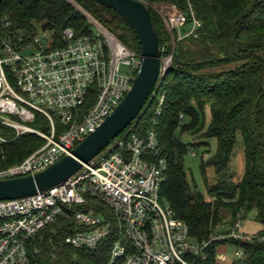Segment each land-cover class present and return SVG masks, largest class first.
<instances>
[{
	"label": "built area",
	"instance_id": "obj_1",
	"mask_svg": "<svg viewBox=\"0 0 264 264\" xmlns=\"http://www.w3.org/2000/svg\"><path fill=\"white\" fill-rule=\"evenodd\" d=\"M147 6L162 19L173 43L200 26L192 12L191 30L184 32L188 16L174 4ZM91 24L96 34L77 38L66 29L60 45L52 37L45 43L38 35L10 32L0 38V133L7 128L17 137L34 134L45 140L22 163L1 169L0 181L41 173L70 155L130 91L140 54L97 21ZM173 58L162 54L158 84ZM156 95L154 91L149 100ZM163 102L161 97L159 106ZM37 115L48 122V133L30 126ZM123 133L65 183L27 198L0 201V264H34L30 241L62 220L72 223L64 241L69 247L95 250L112 240L108 264H195L206 260L205 250L213 241L255 240L240 232L241 221L208 242L193 239L188 225L161 198L168 160L154 127L144 136L132 128ZM0 142H6L1 134ZM102 204L121 222L120 228L112 229V217ZM235 256L242 258L243 251L236 250ZM218 259L221 264L228 261L225 254Z\"/></svg>",
	"mask_w": 264,
	"mask_h": 264
},
{
	"label": "trees",
	"instance_id": "obj_2",
	"mask_svg": "<svg viewBox=\"0 0 264 264\" xmlns=\"http://www.w3.org/2000/svg\"><path fill=\"white\" fill-rule=\"evenodd\" d=\"M74 1L125 46L141 53L135 32L119 13L95 0ZM141 1L176 5L187 14L188 25L193 12L200 26L173 45L164 22L150 10L160 30L163 56L174 54V58L155 89L156 97L124 133L132 128L133 133L144 136L154 127L168 160L161 198L188 225L197 242L230 232L236 222L256 212L263 228L253 235L255 240L213 241L205 250L206 260L197 259L195 264H221L218 256L228 246L243 251L242 258L231 264H264V0ZM66 29H72L77 38L94 34L88 17L68 0H0V38L10 32L35 37L43 31L60 45ZM190 30L191 25L189 30L183 28L184 32ZM161 97L164 102L159 106ZM30 126L48 130L41 115ZM0 134L6 140L0 142V170L22 163L45 144L34 134L16 137L7 128H1ZM185 136L193 143H185ZM240 140L246 171L235 183L228 172ZM213 141L215 152L206 159ZM200 148L204 149L200 172L205 194L195 181L190 183L184 163L190 150ZM209 169L215 174L213 182ZM71 226L59 221L30 241L32 263L108 264L112 240L95 250L74 249L64 242Z\"/></svg>",
	"mask_w": 264,
	"mask_h": 264
},
{
	"label": "water",
	"instance_id": "obj_3",
	"mask_svg": "<svg viewBox=\"0 0 264 264\" xmlns=\"http://www.w3.org/2000/svg\"><path fill=\"white\" fill-rule=\"evenodd\" d=\"M91 22H95L73 1L68 0ZM119 13L135 32L140 44L141 65L130 91L116 110L95 132L85 138L70 155L35 175L0 181V201L23 199L57 187L99 156L143 112L158 86L163 50L160 30L151 11L141 0H95ZM170 71V70H169ZM168 71V72H169Z\"/></svg>",
	"mask_w": 264,
	"mask_h": 264
},
{
	"label": "rangeland",
	"instance_id": "obj_4",
	"mask_svg": "<svg viewBox=\"0 0 264 264\" xmlns=\"http://www.w3.org/2000/svg\"><path fill=\"white\" fill-rule=\"evenodd\" d=\"M71 1H73L75 3L74 0H71ZM75 4H77V3H75ZM77 6H79V5L77 4ZM184 29L189 30L190 25H188ZM96 32H97V29H94V34H96ZM38 36H40L41 39L45 43L47 41H49L50 38L52 37V35L50 33H45L43 31H39ZM172 44L175 45V42L173 43V41H172ZM122 72H129V69L126 67H122ZM209 120H210V115L208 114V121ZM43 131L48 133V130H43ZM183 140L187 144L193 143V139L190 136H185ZM211 147H212V153L210 155H205L206 159H208L209 156H211L215 152V149H216V142L215 141L211 142ZM203 150H204L203 148L197 149L196 151L194 150L195 151L194 155L192 154L193 150H190L189 153L187 154V156L185 157L184 163H185V170H186V173L188 175V179H189L190 183H193L195 181V183L198 186L199 191H201L203 194H205L204 181H203V178H202V175L200 172L201 157L203 156ZM245 171H246V160H245L243 144L240 140L236 146L234 157L232 159V163H231V166H230V169L228 172V176L231 178V180L233 182L238 183L244 177ZM207 174L210 178V181L213 182L216 179L215 174H214L212 169H209L207 171ZM102 206L106 209L107 213L112 217V229L120 228L121 222L116 217H113L114 214L110 210V208L105 204H102ZM241 225H242V229L240 230V232L248 234V235H255L258 232H260L263 228L262 225L259 222H257V220H256V212L255 211H252L251 213L248 214V216L245 219L241 220ZM236 250L237 249L234 246H228L226 248V250L221 252L222 254H225V256H227V258H228L227 262H229V264H231L232 261L237 260V258L235 256Z\"/></svg>",
	"mask_w": 264,
	"mask_h": 264
}]
</instances>
